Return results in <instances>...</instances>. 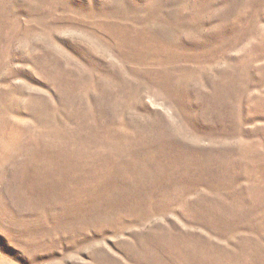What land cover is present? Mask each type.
Here are the masks:
<instances>
[{
    "label": "rangeland",
    "instance_id": "obj_1",
    "mask_svg": "<svg viewBox=\"0 0 264 264\" xmlns=\"http://www.w3.org/2000/svg\"><path fill=\"white\" fill-rule=\"evenodd\" d=\"M0 264H264V0H0Z\"/></svg>",
    "mask_w": 264,
    "mask_h": 264
}]
</instances>
